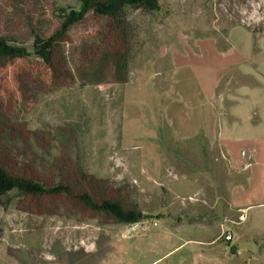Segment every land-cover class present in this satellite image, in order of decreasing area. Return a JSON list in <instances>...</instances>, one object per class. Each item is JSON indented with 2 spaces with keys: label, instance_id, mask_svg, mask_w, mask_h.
<instances>
[{
  "label": "rangeland",
  "instance_id": "obj_1",
  "mask_svg": "<svg viewBox=\"0 0 264 264\" xmlns=\"http://www.w3.org/2000/svg\"><path fill=\"white\" fill-rule=\"evenodd\" d=\"M58 15L80 11V0H54ZM159 8L144 12L128 8L134 28L128 79L145 64L174 50L216 41L223 44L234 27H246L256 44L264 43V0H158ZM17 4L0 0V37L25 49L32 60L47 54L45 43L37 40L35 27L19 20ZM88 13L70 30L72 44L65 45L68 65L75 72L77 58L73 44L85 27L96 25ZM163 59V58H162ZM124 83V82H123ZM116 84L85 83L79 78L71 86L41 92L38 103L28 111L16 108L10 123H25L33 133L50 140L45 150L32 137L24 142L10 130L0 133L22 163L33 162L47 172L54 158L64 155L80 169L123 187L131 201L146 217L130 224L103 223L80 213L34 214L17 208L23 190L0 187V264H101V254L117 244L123 235L141 231L146 223L188 219L212 224L210 233H237L242 264H264V217L258 209L244 213L246 221L227 218L230 186L244 174L204 143L176 142L168 131L161 138L162 164L155 177H119L120 165L113 161L120 139L123 107ZM143 221V222H142ZM157 222V224H155ZM145 223V224H144ZM251 229V230H250Z\"/></svg>",
  "mask_w": 264,
  "mask_h": 264
},
{
  "label": "crops",
  "instance_id": "obj_2",
  "mask_svg": "<svg viewBox=\"0 0 264 264\" xmlns=\"http://www.w3.org/2000/svg\"><path fill=\"white\" fill-rule=\"evenodd\" d=\"M166 56L116 84L123 103L112 154L117 175L141 182L158 175L168 131L176 142L204 143L231 167H242L244 180L229 189L227 218L241 225L251 209L264 217V43L238 26L223 44L201 42ZM157 222L97 251L101 264H242L235 232L226 240L209 232V222Z\"/></svg>",
  "mask_w": 264,
  "mask_h": 264
},
{
  "label": "trees",
  "instance_id": "obj_3",
  "mask_svg": "<svg viewBox=\"0 0 264 264\" xmlns=\"http://www.w3.org/2000/svg\"><path fill=\"white\" fill-rule=\"evenodd\" d=\"M19 20L32 24L37 40L47 54L32 60L25 49L0 37V133L10 130L24 142L34 137L47 150L49 138L33 133L25 123H10L16 109L28 111L38 103L41 92L71 86L76 78L85 83L113 84L128 80V66L134 28L128 8L144 12L159 8L158 0H80V11L58 15L54 0H13ZM88 13L96 25L85 27L73 44L77 58L75 72L68 65L65 45L72 44L70 30ZM0 187L23 190L17 208L34 214L80 213L103 223L130 224L146 217L123 187L80 169L70 158H54L47 172L33 162L22 163L0 138Z\"/></svg>",
  "mask_w": 264,
  "mask_h": 264
},
{
  "label": "built area",
  "instance_id": "obj_4",
  "mask_svg": "<svg viewBox=\"0 0 264 264\" xmlns=\"http://www.w3.org/2000/svg\"><path fill=\"white\" fill-rule=\"evenodd\" d=\"M241 154L243 156H245V155H247V152L245 150H242ZM155 224H157V222H155ZM224 238L226 240H231L232 239V234L231 233H226V234L224 233Z\"/></svg>",
  "mask_w": 264,
  "mask_h": 264
}]
</instances>
